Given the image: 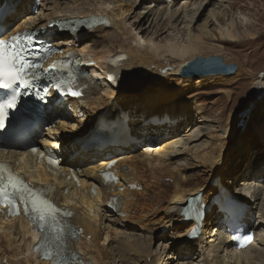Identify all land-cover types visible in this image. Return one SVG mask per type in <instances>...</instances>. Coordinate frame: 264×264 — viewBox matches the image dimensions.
Here are the masks:
<instances>
[{
  "label": "bare ground",
  "instance_id": "obj_1",
  "mask_svg": "<svg viewBox=\"0 0 264 264\" xmlns=\"http://www.w3.org/2000/svg\"><path fill=\"white\" fill-rule=\"evenodd\" d=\"M4 1H6L4 6L0 8L4 27L3 35L21 31L34 24L40 28L46 25L47 19L56 18L62 14V9L60 10L58 6L54 14L44 15L41 12L34 16L31 12L26 14L28 18H25L24 14L19 20L20 13L30 11L33 2L31 3L30 0ZM70 1L74 4L79 0ZM87 1L81 0L80 4L87 3ZM122 1L100 0L99 7L92 9L89 7L76 8V6L73 10H69L70 13L68 14L69 16L78 15L91 18L93 13L102 17L104 21L108 19L109 24H97L88 33L94 31V28H96L94 32L104 33L106 27L110 25L121 29V33L129 34V31H125L122 24V16L126 9L121 4L115 5ZM127 1L131 2V5L136 3V0ZM201 1L183 3L182 7L194 5L196 8L188 12L189 14L197 13ZM166 9L167 6H164L161 13H164ZM176 9L170 11L168 19L172 17ZM201 12L202 10L199 11L194 23H196ZM214 16L215 13L211 11L207 18ZM40 17H43L44 22H41ZM66 17L58 19L62 21L67 19ZM116 17L121 19L117 20ZM75 19L80 21V18ZM186 23H190V19L186 20ZM205 25L206 21L201 26L197 25L201 29L195 30V32L190 30L185 42L175 41L174 38L166 36L163 38L164 42L161 46L152 43L148 46L151 51L149 55L141 53L131 47L130 44L125 47L121 43L114 42L109 35H106L108 33L103 34L100 42H84L79 50L85 55L91 54L88 55L87 60H83L87 64V71L89 72L87 77L91 81L89 85L91 92L85 94L79 101L70 100L66 103L58 102L56 104L50 100L49 104L52 107L49 115L47 114L48 119L27 123L16 131L17 139L30 137L32 139L30 145L5 144L11 149L0 150L1 157L11 160L15 170L22 172V178L26 179L27 177L26 180L30 183L32 181L34 183H47L46 189L50 193V200L67 219L69 218L72 227L78 230L79 235L68 241L69 248L77 254V260L70 257L66 258L70 264H111L110 259L112 258L113 261V256L118 258L120 264H136L133 254H144L146 256L144 260L147 262L150 246L147 235H135L134 233H126V231L113 230L109 249L99 246L102 240L100 223L103 222L102 218L106 217L104 213L102 214L99 204L101 202V208L103 206L108 208L112 197L118 199L120 205L116 209L108 208L109 211L107 212L115 213L113 215L119 214L117 222L124 227L126 225L121 221L122 217L125 220H133L134 218L141 220V217L149 218L152 214L153 216L147 222L154 221L158 225L164 223V225L168 224L172 227L169 231L170 234L175 232L188 240L178 244L180 250L188 253L193 245L206 242L204 238L206 234H210L207 226L213 223L218 228H216V233L211 232L209 235L213 238V243L209 242V248L223 252V254L219 255V258H215L212 264H264V204H260L258 208V203H255L258 200L264 201V182L261 175L264 174V161H259L257 165L253 163L245 165L244 174H240V172L225 170V167L216 162L220 158V150L199 152L195 154V158L205 164L204 173H199L201 172L199 171L183 178L182 173L178 171L174 163L166 164L165 162L170 157L180 153L178 151L180 146H177V143H180L181 146L187 144L191 137L187 133H185L186 137L183 142H180L179 139L165 141L156 147V139L151 138L144 149L138 151V154L129 152L134 150L143 140L147 142L146 139L150 135L149 129L152 126H144L142 123L148 119L155 116L158 119L163 118L164 123L159 122L163 125L159 124L161 126L151 128L156 132L155 135L151 132V135L157 138L177 132V128L182 125L181 120L184 118L183 112L178 109L169 112L167 109L169 105L157 107L159 110L154 106L146 110L143 108L145 104H140L141 107L134 104L129 105L130 99L124 96L131 85L129 78L135 77L133 76L134 72L137 77L134 78L133 83L140 81V86L148 85L151 80L146 81V79L154 73L163 72L165 70L163 66L170 62L176 64L175 70L172 72H175L178 77H183L178 75V71L188 61L196 56H209L210 51L219 52L220 50L217 48L205 46L203 36L206 33L202 31ZM219 31L225 38L224 42L236 40L234 30L228 28L221 30L220 28ZM80 33H84V29L78 27L76 30L67 31V34H53L51 42L58 46L67 44V48H74L78 46L76 44L80 41L78 40ZM243 34L249 38L254 37V33L250 30H245ZM141 40L139 38L135 41L141 45ZM106 42L111 43V45L106 46L104 44ZM99 43H103L105 49L103 47L102 50L96 52L91 50L92 45ZM109 77L114 79H109ZM186 78L190 79L191 77ZM193 78L198 79L194 80L196 83H201L202 79L200 78L203 76ZM157 81L159 80L157 79ZM260 81L256 79L252 84L255 86H253L255 94H258L261 89ZM250 97L252 98V93L247 99ZM142 100L147 99L143 98ZM140 103H147V101H140ZM69 111H72L71 118ZM99 113L100 115L92 128H102L101 133L94 130L74 143L69 138H65L68 129H72L75 122H80V125H77L79 129L83 127V119L87 115H98ZM76 117H81V119L78 121ZM128 117L133 119L128 120ZM192 118L187 119L192 121ZM52 121L55 122L54 127ZM86 127L84 126V128ZM43 128H47L49 132L41 133ZM160 129H162L161 132ZM198 129L196 128L195 131L198 132ZM147 131L149 135H147ZM35 137L39 139L38 146L35 144ZM32 149H36V151L33 152ZM116 152L119 154L115 155ZM47 155L56 159V163L51 164L49 168L42 165ZM146 165L149 166V170L145 167ZM81 167L83 168L80 170ZM155 167H163L164 173L171 181L169 183L160 182L158 177L154 175L153 168ZM70 168L77 169V172L74 173ZM105 171L109 175L111 174L110 177L113 180L110 187L102 186L104 178L101 173ZM79 176L83 178H79ZM239 177H243L242 181L239 182H242L243 186L241 187L237 182ZM141 187L142 189L139 190ZM227 187L236 188L243 196L245 195L244 197L248 195L251 198L249 205L240 203L237 215H233L230 211L222 208L224 199H230L232 196L231 192L226 190ZM197 192H200L201 199L206 206H209V209L204 220H202L204 228L201 234L197 238L191 239L186 234L193 222L182 221L183 215L180 214V207L188 196L195 195ZM213 194L215 195L212 197ZM160 204H164V206L161 207ZM155 206L164 212L156 214L151 211L150 209ZM196 206L199 207V205ZM65 213H71V215L68 216ZM253 218L256 221L254 220L252 224ZM175 219L181 222L176 224ZM235 220L254 230L253 242L244 250H234L230 240L228 233L229 229L232 228L230 222ZM31 227L30 223L25 221L21 215H7L6 207H0V264H53L50 260L41 259L37 253L33 252L32 246L38 233L31 230ZM125 229L127 230V227ZM119 234H121V238L115 240ZM110 236L106 231L103 242ZM134 236L137 238L131 240ZM189 241L192 243L188 244ZM202 256L203 259H206V255ZM189 263L192 264L191 261Z\"/></svg>",
  "mask_w": 264,
  "mask_h": 264
},
{
  "label": "rangeland",
  "instance_id": "obj_2",
  "mask_svg": "<svg viewBox=\"0 0 264 264\" xmlns=\"http://www.w3.org/2000/svg\"><path fill=\"white\" fill-rule=\"evenodd\" d=\"M30 1L31 3L33 2L30 11H22L19 20L24 14L25 18H28L26 14H30L31 12L34 16L39 15L41 12L44 15L49 13L54 14L58 6L60 10L62 9V14L56 18H65L66 16H68L66 17L67 19L84 18V16L80 17L78 15L69 16L68 13L70 12L68 11L73 10L76 6V8L89 7L93 9L100 5V0H88L87 3L82 4H80L81 0L74 4L70 0ZM193 1L195 0H136V3L131 5V2L123 0L121 3H116L115 5L121 4V6L126 9L125 14L122 16V24L125 31H129V34H125V32L121 33V29L110 25L106 27L104 33L94 32L96 28H94L95 30L91 33H88L91 31V28H88L84 30V33H80V39H78L80 41L76 44L78 46L75 47L79 50V47H81L84 42H100L103 34L108 33L106 35H109L114 42L121 43L125 47L130 44L131 47L139 50L141 53L149 55L151 51L148 46L152 43L161 46L164 42L163 38L166 36L174 38L175 41L185 42L190 30L195 32V30L201 29V27L198 26H201L206 21L205 28L202 29V31L206 33L203 36L205 46L209 45V47L220 50L217 53L210 51L209 55H219L226 63H235L237 69L230 75L215 74L203 76V78H200L202 79L201 83H196L195 81L198 79L193 77H188L190 79L178 77L175 72H172L175 70L174 66L176 64L170 62L163 66L165 68L163 72L154 73V75L147 78L146 81L150 79L151 82L144 86H140V81L133 83L134 78L137 77L133 72V76L135 77L129 78L131 85L129 89L126 90V93H124V96L130 99V101H128L129 105L134 104L139 106L140 104H145L143 108L146 110L151 109L153 106L157 108L169 105V107H167L169 112L178 109L183 112L184 118L181 120L182 125L177 128V132L166 136H158L157 138L154 136L156 132L151 128H157V126L163 125L161 124L164 123V121H162L163 118L158 119L155 116L148 119L146 122L142 123V125L152 126L149 129V134L151 135L152 132L154 135L150 136L147 131V135L150 136L147 137V142L143 140L134 150L129 152H131V154H138L144 149L146 143H148L151 138L156 139V147H159L165 141L179 139L180 142H183L186 137L185 133H187L191 135L187 144L181 146L180 143H177L176 145L180 146L178 147L180 148L178 150L180 153L174 157H170L165 162L166 164L174 163V166L182 173L183 178L194 175L199 171H201L199 173H204L203 169L205 164H202L195 158L196 153L215 152L217 150H220V158L216 161L219 165L221 164V166L225 167V170L230 172L235 171L236 173L240 172V174H242L245 171V165L249 163L257 165L259 161H264V0H202L199 7V11L202 10V12L198 16L196 23H194V21L199 11L197 13L190 12L191 14L188 12L196 7L194 5H189L186 8L182 7L183 3H192ZM164 6H167L168 11L166 9L164 13H161ZM174 9H176V12L168 19L171 13L170 11ZM211 11L215 13V16L207 18ZM91 15L96 14L92 13ZM184 15H186V17H184ZM51 19L55 18L47 19V23ZM116 19L119 20L121 18L116 17ZM189 19L190 23L187 24L186 20ZM40 20L44 22L43 17H40ZM220 28L221 30L226 28L234 30L236 32V40L224 42L225 38L220 34ZM245 30L253 32L254 37L249 38L245 36L243 34ZM58 34H67V31ZM139 38L142 39L141 42L143 41L141 45H138L135 41ZM104 44H106V46L111 45L109 42ZM104 44L99 43L92 45L91 50L96 52L102 50L103 47L105 49ZM59 46L67 48L68 45ZM80 53L84 56L83 60H87L88 55H91L89 53L85 55L81 51ZM157 79L159 81H157ZM256 79L261 80L259 83L261 89L258 94L253 92L255 88L253 89L254 85L252 86ZM160 89L161 91H159ZM251 93L252 98L250 97L247 99ZM143 98L147 100H142ZM140 101H147V103H140ZM69 112L71 118L72 111ZM154 112V114H156V111ZM100 113L98 115H87L86 118L83 119V127L79 129L77 125H80V122H75L72 129L68 127V133L65 134L67 137L65 138H69L74 143L94 130H96L95 132L101 133L102 128H92ZM187 118H192V121H188L190 119ZM76 119L79 121L81 117H76ZM127 119L132 120L133 118L128 117ZM52 122L54 127L55 122ZM187 125L188 128L190 127L189 130L186 128ZM84 126L87 127L84 128ZM196 128H199L198 132L195 131ZM46 130L47 128H43L41 133L49 132V130ZM161 131L162 129H160V132ZM38 140L37 138L35 143L37 146L39 144L37 143ZM114 154L118 155L119 153L116 152ZM145 167L148 169L149 166L146 165ZM82 168L83 167H81L80 170ZM153 169L154 175L158 177L160 182L169 183L171 181L166 176L167 174L164 173L163 167H155ZM70 170H73L74 173L77 172V169L74 168H70ZM173 172L175 171L173 170ZM261 175L263 176L262 180L264 182V174ZM79 178L83 177L79 176ZM242 178L243 177H239L237 182L239 183L242 181ZM241 186H243L242 182L239 183V187ZM141 189L142 187L139 190ZM226 190L231 192L232 200L235 203L238 204L242 202L248 205L251 204V198H249L248 195L244 197L245 195L243 196L236 188L231 189V187H227ZM214 195L215 194H213L212 197ZM255 203H258L259 208L260 204H264V201L258 200ZM99 205L102 214L104 213L106 215V217L104 216L102 218L103 222L100 223L102 240L99 246H103L107 250L109 249L108 246L109 243L112 242L111 237L113 235V230H121L120 232L126 231V233H134L135 235H147L149 238L150 246L146 259L147 262L144 260L146 257L144 254H133L136 264H190L189 261H191L192 264H212L215 258H219V255L223 254V252H217L209 248V244L213 243V238L209 237V235L211 232L216 233V228H218V226L215 227L213 223L207 226L209 227L208 231L210 234H206L204 238L206 242L203 241L204 243L202 244L193 245L191 250L187 253L180 250L178 244L179 242L188 240L178 235V233L172 232L170 234L169 231L172 227L168 226V224L164 225L163 223L158 225V223L154 221L147 222V220L153 216L152 214L149 218L141 217V220H136V218L133 220H125L121 216V221L127 227L126 230V227L117 222L119 214L113 215L115 213L107 212L109 211V207L103 206L101 208V202ZM162 206H164V204H162L161 207ZM150 210L156 214L164 212L158 210L156 206ZM255 218H253L252 224ZM179 222L181 221L175 219L176 224ZM106 231H108V234L111 236L103 242ZM78 235L79 233L77 236ZM118 238H121V234H119L115 240ZM135 238H137V236L132 237L131 240ZM191 243L190 241L188 242V244ZM202 255H206V259H203ZM138 257H140V259L137 260ZM117 261L118 258L116 256H113V261L112 258L110 259L111 264H120V262Z\"/></svg>",
  "mask_w": 264,
  "mask_h": 264
},
{
  "label": "snow or ice",
  "instance_id": "obj_3",
  "mask_svg": "<svg viewBox=\"0 0 264 264\" xmlns=\"http://www.w3.org/2000/svg\"><path fill=\"white\" fill-rule=\"evenodd\" d=\"M101 22L107 23L103 20ZM32 39L31 35L22 36L20 33L9 37L7 40L0 39V90L5 93L4 97L0 99V129L5 127L9 109L17 107V101L20 97L18 89L32 87L33 81L39 78L37 69L40 66L22 54L21 44L31 42ZM50 67L54 68L55 63ZM109 79L114 78L109 77ZM54 87L64 95L73 97L81 95L73 87L71 80H61ZM32 151L35 152L36 149H32ZM49 163L55 164L56 161L49 160ZM18 205H23L25 216L38 230L40 236L37 239L47 242L51 237L57 242L55 252L45 244L43 249L45 257L52 258L53 264H70L68 259L61 256L62 244L59 242L62 240L61 234L64 229L60 227V222L56 218L58 209L46 195L23 181L19 175L14 174L8 165L0 163V207H6L9 215H18ZM189 211L198 214L199 209L194 207ZM65 215L70 216L71 213H65ZM251 240V236L244 237L241 241V247H244Z\"/></svg>",
  "mask_w": 264,
  "mask_h": 264
},
{
  "label": "water",
  "instance_id": "obj_4",
  "mask_svg": "<svg viewBox=\"0 0 264 264\" xmlns=\"http://www.w3.org/2000/svg\"><path fill=\"white\" fill-rule=\"evenodd\" d=\"M235 63H226L219 55L196 56L183 65L178 75L183 77H198L214 74L230 75L235 72Z\"/></svg>",
  "mask_w": 264,
  "mask_h": 264
}]
</instances>
